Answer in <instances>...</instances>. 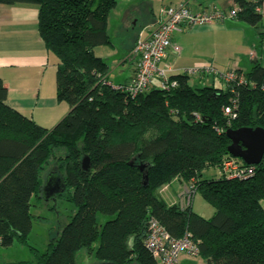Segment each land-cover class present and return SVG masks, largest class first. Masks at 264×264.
Wrapping results in <instances>:
<instances>
[{"label": "trees", "instance_id": "1", "mask_svg": "<svg viewBox=\"0 0 264 264\" xmlns=\"http://www.w3.org/2000/svg\"><path fill=\"white\" fill-rule=\"evenodd\" d=\"M234 2L236 19L255 29L262 49L264 15L256 8L264 0ZM15 3L39 7L40 36L58 58L57 100L69 111L45 128L6 104L0 78V246L18 242L33 255L9 264H79L83 252L96 263L157 264L145 248L151 218L175 238L189 234L205 264H264V160L248 177L228 178L222 170L204 177L233 158L227 130L264 128V64L235 69L242 81L225 88L195 86L179 73L170 76L174 87L132 95L115 88L110 64L95 53L113 44L108 20L118 0H0ZM58 150L64 151L59 196L75 209L39 250L29 244L31 201ZM174 179L193 182L213 215L168 204L159 190Z\"/></svg>", "mask_w": 264, "mask_h": 264}, {"label": "crops", "instance_id": "2", "mask_svg": "<svg viewBox=\"0 0 264 264\" xmlns=\"http://www.w3.org/2000/svg\"><path fill=\"white\" fill-rule=\"evenodd\" d=\"M186 3L192 11H207L212 7L229 10L235 6L234 0H118L108 20V32L113 40L112 45L95 48L96 55L111 57L114 68L123 69V82H128L134 75L136 59L133 51L136 41L154 29L159 21V9L164 5ZM39 7L31 3L0 4V78L7 87L6 104L11 108L31 117L45 128L54 127L69 111L65 102H59L56 96V72L58 58L45 45L38 30ZM215 23L212 25L184 27L172 35L173 42L180 47V53L175 54L171 49L160 67L167 70L168 77L182 73L184 68L202 65L198 60V52L206 44H218L221 35L212 33L224 30L237 35L243 27L234 23ZM233 22V23H232ZM221 41V40H220ZM100 53H97V51ZM251 61L259 60L264 64V55L253 49L244 47ZM131 67L126 71L127 63ZM242 60H236L225 69H241ZM111 69V65H110ZM195 86L214 85L225 88L226 85L214 76L196 75L190 78ZM116 84V83H115ZM158 79H154L151 86H157ZM219 176L221 175L220 169ZM218 176V177H219ZM177 183V185H175ZM185 183L174 179L164 185L159 193L168 203L186 204ZM195 196V195H194ZM194 196L191 207L194 212L204 218H210L214 208L201 196L202 205L194 206ZM198 257L181 256L180 264L194 263ZM23 260V259H21ZM18 260H6L9 264ZM199 264L205 262L199 259ZM204 262V263H201Z\"/></svg>", "mask_w": 264, "mask_h": 264}, {"label": "built area", "instance_id": "3", "mask_svg": "<svg viewBox=\"0 0 264 264\" xmlns=\"http://www.w3.org/2000/svg\"><path fill=\"white\" fill-rule=\"evenodd\" d=\"M256 11L264 15V3L257 7ZM236 18V6L229 10L212 7L207 11H192L186 3L182 2L160 7L159 21L156 27L136 41L133 51L136 59L133 77L126 85H114L115 88H125L132 95H137L146 91L153 84L154 79H158L157 86L162 88L176 86L177 82L170 80L167 70L160 67L170 49L175 54L180 53V47L173 42L172 35L184 27L212 25ZM182 73L191 77L196 75L214 76L226 85L235 81L241 82L243 79V76L239 75L235 69L221 71L211 64L184 68ZM225 112L230 113V108H226ZM221 170L222 174L228 178H242L252 175L254 165H243L233 157L225 160ZM196 192L193 182L189 186H185L186 204L183 207L191 204ZM145 248L157 261V264H179L181 254L186 253L191 257H196L199 253L197 243L189 234L175 238L155 218L149 220Z\"/></svg>", "mask_w": 264, "mask_h": 264}, {"label": "rangeland", "instance_id": "4", "mask_svg": "<svg viewBox=\"0 0 264 264\" xmlns=\"http://www.w3.org/2000/svg\"><path fill=\"white\" fill-rule=\"evenodd\" d=\"M236 6V5H235ZM232 21L235 19H228L227 21ZM233 23V22H232ZM234 23L242 25V29L238 31L237 35L232 32H225L224 30L212 32L218 33L221 35L219 38L218 44H206L204 49H201L198 52V60L203 64L211 63L213 66L218 67L219 69H225L234 63L236 60H242L241 68L248 70L252 65V61L244 51L246 49H253L257 52H262L264 55V47L259 49L257 47L258 39L256 36L255 29L247 23L241 22L239 20L234 21ZM221 40V41H220ZM136 45V43H135ZM97 53H100L98 50ZM107 62L111 65L109 78L113 83L118 84L123 82V76L121 72L123 69L114 68L112 64L113 59L110 57H105ZM264 60V59H263ZM127 68H124L126 71L131 67L130 63H127ZM59 155H64L63 150H58L55 152V155L49 160L46 169L42 174L43 179V189L38 197L32 198V207L31 212L33 214L32 229L29 234V244L32 247H35L39 250H44L50 240V238L56 235L62 227L70 220L72 214L74 213V205L63 200L59 196V192L50 194L46 191V188L50 182L52 174L60 176L61 170L59 168ZM264 160V159H263ZM219 168H211L204 172L205 178L218 177ZM221 171V169H220ZM177 185V183L175 184ZM201 194L196 192L194 196V206L202 205L204 200H202ZM264 206V200L262 201ZM186 254V253H183ZM181 254V256L183 255ZM188 255V254H186ZM191 257L190 255H188ZM193 257V256H192ZM198 259L194 262L199 264ZM194 257V258H196ZM33 255L29 246L21 245L18 242H15L12 246L4 248L0 246V264H4L6 260H29L32 259ZM202 260V259H201ZM181 257L179 259V264ZM79 264H96L94 257L90 256L86 252H83L78 257ZM204 263V262H201Z\"/></svg>", "mask_w": 264, "mask_h": 264}, {"label": "water", "instance_id": "5", "mask_svg": "<svg viewBox=\"0 0 264 264\" xmlns=\"http://www.w3.org/2000/svg\"><path fill=\"white\" fill-rule=\"evenodd\" d=\"M226 135L231 140L228 152L235 158L242 159L247 165H258L264 159V128L262 127H242L229 129ZM84 169L88 166V159L82 161ZM55 178H57L55 180ZM61 178L55 173L52 174L46 191L50 194L61 190ZM96 264H116L111 262H100Z\"/></svg>", "mask_w": 264, "mask_h": 264}, {"label": "flooded vegetation", "instance_id": "6", "mask_svg": "<svg viewBox=\"0 0 264 264\" xmlns=\"http://www.w3.org/2000/svg\"><path fill=\"white\" fill-rule=\"evenodd\" d=\"M57 178H55V180H56Z\"/></svg>", "mask_w": 264, "mask_h": 264}]
</instances>
